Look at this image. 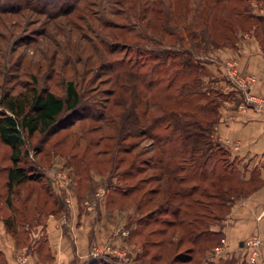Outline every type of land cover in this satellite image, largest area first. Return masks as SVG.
Returning <instances> with one entry per match:
<instances>
[{
	"label": "rangeland",
	"instance_id": "374dc122",
	"mask_svg": "<svg viewBox=\"0 0 264 264\" xmlns=\"http://www.w3.org/2000/svg\"><path fill=\"white\" fill-rule=\"evenodd\" d=\"M65 1L0 0V100L5 104L9 98L20 94L17 101L20 113L30 114L29 98H34L43 88L65 97L66 84L71 81L80 95L81 112L88 116L66 129L54 125L42 134L21 133L24 145L20 149L26 148L29 152V158H23L21 164L29 166L32 156L37 158L43 167V177L14 188L10 197L18 199L12 201L13 216L21 220L25 215L17 210L23 194L41 196L46 200L44 212L53 210L56 206L53 198L58 192L55 187H46V169H61L72 179L71 190L65 195H77L76 181L78 195L85 198L100 188L104 194L108 188V208L117 213L121 209L123 230H128L131 237L125 247L136 250L133 256L122 255L125 248L120 247L119 253H99L81 264H264V239L258 229L246 237L242 246L234 240L228 243L222 232L226 224L231 223L228 220L231 197L236 198L240 190L246 196L264 183L260 175L264 169V154H253L242 161L232 154L238 150V141L222 142L214 135L221 109L264 112L245 102L247 95L260 98L249 91L253 76L239 74L230 61L225 63V74L221 70V75L216 74L211 69L215 59L213 50L228 45L222 40L224 29L230 24L228 18H232L229 10L217 8L209 13L211 0H79L74 9L69 10ZM253 3L258 4V8L264 7L255 1H242L239 11L257 15ZM183 50L195 62L188 75L176 66L181 61L178 56L187 58ZM111 63L113 71L108 69ZM231 102L233 104L228 105ZM186 111L187 133L173 130L181 126L173 120L166 128V116ZM100 112H105L107 119L98 120ZM3 113L4 116L12 114L0 104V116ZM158 117L166 118L155 131L160 136L170 134L168 139L167 136L162 138L165 142L145 130L150 119ZM56 129L57 133L51 131ZM199 132L203 135L200 142L197 137L184 139ZM180 137L189 147H208L209 160L199 171L187 165L185 172H181L177 166L167 183L158 182L153 175L160 171L154 163L159 161L160 164V157L164 158L167 153L175 158L181 149ZM118 140L128 151L118 155L123 161L115 155ZM97 142L100 144L96 145ZM159 144L163 145L159 148ZM40 146L41 152L36 153L35 148ZM217 148L224 154L219 155L220 162L213 171L212 166L218 159ZM99 149L110 152L99 153ZM10 152L11 147L0 139V197L3 201L7 193L1 168L10 164ZM56 155V161L52 162ZM195 157L197 159V155ZM221 167L226 171L221 172ZM89 169L103 175L93 192L89 188L93 185L92 179L88 176L93 172ZM35 171L36 175H41L40 171ZM228 182L238 185L233 193L217 195L206 207L190 206L191 199L201 198L198 193L203 185L208 186L206 191L210 192V184H220L223 192ZM200 183L203 184L200 188L195 187ZM160 186L162 189L152 195L154 199H142L147 190ZM178 193L195 194L182 198ZM202 198L199 200L206 204L208 200ZM166 200H169L167 204ZM172 208L179 213L172 215ZM8 214L6 216L11 217ZM192 219L198 220L192 225L197 226L195 232H200H197L195 245L184 242L182 234V228ZM171 220L175 225L169 223L166 233L156 231L149 235ZM209 230H217L221 236ZM253 233L263 244L247 245ZM127 236L125 232L124 237ZM191 246V250L188 249ZM252 256L255 260H251Z\"/></svg>",
	"mask_w": 264,
	"mask_h": 264
},
{
	"label": "crops",
	"instance_id": "0c3cea01",
	"mask_svg": "<svg viewBox=\"0 0 264 264\" xmlns=\"http://www.w3.org/2000/svg\"><path fill=\"white\" fill-rule=\"evenodd\" d=\"M253 6L257 15H264L263 7L258 8L256 3H253ZM213 51L212 56L215 59L211 66L212 71L221 75V70L225 74V63L232 62L239 74L253 76L249 89L251 94L264 98V53L253 30L237 33L233 46ZM233 84L235 85V82ZM232 104L233 102L228 105ZM219 117L214 135L222 142H239L238 150L232 153L233 155L244 161L253 154H264V112L251 110L239 112L230 107L221 109ZM55 159L57 155L52 162L56 161ZM9 165L3 166L2 169ZM73 165H76L74 159ZM89 170L93 172L88 174L93 184H90L89 188L93 192L94 186L103 175L93 169ZM260 175L264 179V169ZM76 191L77 195H72L70 203L67 204V216L57 214L52 209L44 212L43 205L46 200L43 201L41 196L21 195L22 198L19 197L21 203L17 210L19 214L21 212L26 216H22L20 220L14 214L15 219L12 218L11 222L13 233L5 222L7 213L13 214L11 207L6 199L3 201L0 197V264H19L22 257H25L26 264H81L89 258L97 257L92 254L95 248L102 250L103 254H109L108 251L119 253L122 247L125 248V251L121 252L122 255H135L134 248L125 247L126 240H130L131 237L128 230H123L121 219L123 212L121 209V213L111 212L108 208V190L106 198L98 201L92 212H85L82 208L85 197L78 195L77 181ZM229 212L228 220L231 223L226 224V229L224 227L222 230L228 243L232 244L231 241L234 240L242 246L246 237L256 229L259 236L264 239V183L252 193L235 200ZM125 232H128L126 238Z\"/></svg>",
	"mask_w": 264,
	"mask_h": 264
},
{
	"label": "trees",
	"instance_id": "16d2710c",
	"mask_svg": "<svg viewBox=\"0 0 264 264\" xmlns=\"http://www.w3.org/2000/svg\"><path fill=\"white\" fill-rule=\"evenodd\" d=\"M78 1L79 0H66L63 3L65 5L68 4L66 10H69V9H74V7L78 3ZM211 1H212V6L210 9H208L209 13H210V11L212 12L213 10L219 8L221 11L229 10L228 13L232 14L231 15L232 18H228L230 20V24L226 26L227 27L226 29H224L225 30L224 31L225 36L223 37L222 42H224L225 44H228L225 46H233L234 45V43L237 39L238 31L245 32V30H248V31L253 30L256 38L258 39V41L261 45L262 51L264 53V15H256V14L250 13V12H242L241 13L239 11V9L241 8L240 3L242 1L243 2L255 1L257 3L264 4V0H211ZM66 10H64V11H66ZM213 21H214V23L216 22V20H214V19H213ZM246 26H248V27H246ZM220 29H223V28L220 26ZM230 30H232V31H230ZM217 31H218V29H217ZM232 38H233V41H232ZM182 53L184 55H186V53H188V52L183 50ZM186 56H187V58H184L182 56H178V57H181L180 58L181 61L176 66L179 67V69H180V71H182V73L188 75L190 69L192 67L194 68L195 65L193 64L194 61L192 62L190 56H188V55H186ZM167 57L169 58V56H167ZM172 59H173L172 62L175 63L174 57ZM120 65L124 66L125 64L123 62V63H120ZM111 66H112V63L110 64V68L108 66V69H110V71L112 70ZM19 98H21L20 94L15 98H9V101L5 104L2 100H0V104L4 105L6 110L10 111L13 114V116H11L12 114L11 115L6 114L4 116L5 113H3L4 117L0 116V139L2 142H4L5 144H7L11 147V152L9 155L10 165L5 167L4 169H2L3 167L1 168L2 172L5 173L4 184H5V188H6L5 191L7 193L6 202L10 205V207L12 206V199L10 196H12V194L14 192L13 190L16 186H18L19 184H22V183L24 184L28 181H33V180L37 181L43 177V174H42L43 173L42 172L43 167L41 166V162L37 158H33V156H32L31 163L28 164L29 166H25V164H21L22 163L21 160L23 158H25V159L29 158L28 150L26 148H25V150L20 149V147L22 145H24V141L21 137V133L25 132V133H27L28 136H33L35 134V132H38V133L41 132V134H42L45 131H47L48 129H50L51 127H53L54 125H57L59 129H66L67 127L73 126L75 124L76 120H81V119L88 117L87 114H83L81 112L82 110L79 107L80 95L77 92L74 84L71 81L67 82V84H66L65 97L64 96L63 97L58 96V95L54 94L52 91H50L46 88H43L41 90V92H38L34 98H29V101H30L29 106H30V110H31L30 114H26V112H25L23 115H21V113H20L21 112L20 111L21 106H20V103L17 102ZM5 99H6V97H5ZM7 100H8V98H7ZM65 110L68 111L67 114L64 113ZM212 112H214V109L212 110ZM100 113L101 114H99L98 118H97L98 120L99 119L100 120L107 119L105 112H100ZM187 114H188V111L184 112L181 115L171 113L168 115V117L166 116L167 123L164 125L166 126V128H168L171 124V121L173 120L175 123H181V126L177 125L176 127H174L173 130L178 132V130L181 129L185 133H187L186 129L188 127V123H186V122L189 121L187 119ZM123 117H124V114L121 115V119ZM90 118H92V117H90ZM165 119H163L161 117H158L155 119H150L151 123L149 124L147 129H145V128L144 129L147 132H150L152 137L157 138L160 141L162 140V142H165V140H163L162 138L163 137L165 138V136H167V139H168L170 134H166L165 136H163V135L160 136L158 132H155L157 130L158 124L164 122ZM137 122H139V121L137 120ZM122 127H123V123L121 124V128ZM51 131L53 133H55V132L57 133V129L51 130ZM49 133H50V130H49V132H47V134H49ZM193 134L187 135L186 137H184V139L186 140V138H196L197 137L198 142H200L199 138L203 137L202 133L199 132V133H193ZM110 138H111L110 136L107 137V139L111 140ZM100 139H102V137ZM112 140H113V138H112ZM179 140L182 141V143L180 144L181 149L175 158H174V156L170 157V155L167 153V155L164 158L160 157V164H159V161L154 163V164L158 165L156 168L159 169V171H160V174H154L153 175V178L155 180H157L158 182H161V181L165 182L166 181V183H167L168 179L170 178V174L172 173V171L176 170L177 166H179L181 172H183V171L185 172V170L187 169V167H186L187 165L189 167H194L193 171H199V168L201 170H203L204 166L207 164V161L209 160V156L211 155V154H208L206 152V149L208 147L205 148L202 146V147H198V148H193V147H189L188 143L183 141V137H180ZM40 141L42 142V139ZM43 143L45 144L46 140L43 141ZM95 144L99 145L100 142H97ZM105 144H106V142H105ZM163 144H166V143H163ZM163 144H159L160 145L159 148ZM116 145H117V149L115 150V155H117V158L119 161H123L122 156L118 157V155H124L128 151L124 147L120 146L119 140L116 142ZM40 149L42 150L41 146L39 148H35V152L36 153L41 152ZM107 151H109V149H105V150L99 149L97 152H99V153L100 152H106L107 153ZM216 153L218 155V159L217 160L215 159L216 162L212 166V169L214 168L213 171L216 169V163L220 162L219 155L224 154L220 148L216 149ZM195 155H197V159H196ZM203 156H205V157L203 158ZM172 158H174V159H172ZM130 166H133V164H131ZM35 170L40 171L41 175L40 176L36 175ZM225 171H226L225 167H221V172H225ZM183 179H184V177L179 178L180 181H182ZM45 185L49 189V185H48L47 181H45ZM196 185L197 186H195V187L200 188V186H202L203 184L200 183V184H196ZM203 186H202L201 192L198 193V195L201 196V198L198 197V198L191 199L189 202L190 206L196 205L197 208H200L201 206H204V207L209 206L212 199L214 197H216L217 195H220L221 193H227V192L233 193L235 191V188L238 187V185L233 186L232 184H230V182H228L227 187H225L223 189V192H221L222 186L220 184H218V185L210 184L209 185L210 192H207L206 190H207L208 186H204V187ZM160 189H162L161 186L147 190V192H145V194L142 196V199H148V200L150 199L149 201H151L152 199H154L153 196L155 194H157L158 190H160ZM193 189H194V187H193ZM256 189L257 188H254L252 191H254ZM106 190H108L107 187H106ZM177 190L180 191L179 188ZM191 190H192V188H191ZM241 192L242 191L240 190L239 193H237L236 198H233V196L231 197V199L228 202L229 206H231L235 200L240 199L242 197H245V195H243ZM104 194L106 197V193H104ZM194 194L195 193H192V194L183 193V195H184L183 196L182 194L178 193L177 195H180V196L182 195V198H186V196L190 197ZM55 197L56 198L54 199V204L56 206H55V208H53V211L57 214L67 216L68 215V207H67V204L64 202V196L62 195V193H59V194H56ZM202 197H204L206 200H208V202L206 204H203V201L199 200V199H203ZM81 199H83V198H81ZM102 200H103V198H102ZM168 201L169 200H166L165 203L167 204ZM136 208H137V205H136ZM171 211H172L171 212L172 215L179 213V210L176 208H172ZM151 213H153V212H151ZM11 216L12 217H7L5 219V222H6L7 228L13 233V231L11 230V222L13 219H15V217L13 216V214ZM162 223H163V221H162ZM169 223H172L171 226L175 225L172 220L168 221V222H166L165 226H163L162 228H159L157 230L151 231L149 233V235H154L152 233H155L156 231L162 232V234L166 233L167 228L170 225ZM180 223L181 222H179V224ZM194 223H198V220L192 219L187 223V225L185 227L182 228L183 229V231H182L183 241L189 242L193 245H195L197 243V239H198V237H197L198 233L197 232H199V230L197 232H195L197 226H193L192 224H194ZM200 231H202V230L200 229ZM209 231L211 233H213V235H218V237L221 236V233L217 232V230H215V231L209 230ZM210 232L208 234H210ZM194 233H196V234L193 237H191ZM191 248H192V246L189 247L188 249L191 250ZM91 260L92 259L89 258L87 261H91ZM100 260L102 261V259H100ZM175 260H177L176 256H175Z\"/></svg>",
	"mask_w": 264,
	"mask_h": 264
},
{
	"label": "built area",
	"instance_id": "2783aa9c",
	"mask_svg": "<svg viewBox=\"0 0 264 264\" xmlns=\"http://www.w3.org/2000/svg\"><path fill=\"white\" fill-rule=\"evenodd\" d=\"M247 93V92H246ZM248 101L251 103L255 110L257 111H264V98H254L251 95L245 96V102ZM47 171V182L49 183V187L51 188L55 187L58 194L62 193L64 196V200L66 204L70 203V199L72 197V194L65 195V193H68L71 190L72 187V179L69 176V174L61 169H55V168H49L46 169ZM102 192H104L101 188L98 189L90 198H85L82 202V208L85 210V212H92L95 210L96 206L98 205V201L102 200L103 195ZM102 194V195H101ZM251 243L254 246H258L259 244H263L260 238L254 234L250 237L249 242H247V245ZM250 246V245H249ZM99 253H103L102 250H99L98 248H95L92 251V254L94 256L99 255ZM257 253L253 254L254 256ZM254 256H252L251 260H255ZM19 264H26L25 257H22L19 259Z\"/></svg>",
	"mask_w": 264,
	"mask_h": 264
},
{
	"label": "water",
	"instance_id": "95a60500",
	"mask_svg": "<svg viewBox=\"0 0 264 264\" xmlns=\"http://www.w3.org/2000/svg\"><path fill=\"white\" fill-rule=\"evenodd\" d=\"M241 245V244H240Z\"/></svg>",
	"mask_w": 264,
	"mask_h": 264
}]
</instances>
